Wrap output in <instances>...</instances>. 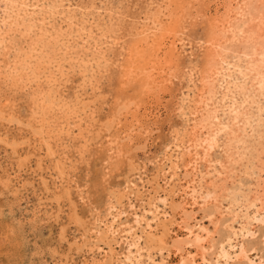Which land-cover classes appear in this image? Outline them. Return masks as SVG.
Segmentation results:
<instances>
[{
  "label": "rangeland",
  "instance_id": "1",
  "mask_svg": "<svg viewBox=\"0 0 264 264\" xmlns=\"http://www.w3.org/2000/svg\"><path fill=\"white\" fill-rule=\"evenodd\" d=\"M26 3V13L21 10L15 22L10 12L11 26L0 33V40L5 37L0 44V264H175L178 257L167 246L184 234L173 224L178 219L173 206L179 201L174 192L183 184L185 131L192 126L188 100L201 87L205 43L221 0ZM156 13L184 44L152 69L149 45H136L140 26ZM147 69L156 80L150 90L142 83ZM216 91L220 98L223 87ZM181 100L188 118L178 111ZM260 100L264 103L263 96ZM216 108L219 123L237 132L242 120L234 123L224 106ZM263 110L246 111L252 128L239 143L237 163L229 165L228 135L221 131L211 151L213 168L203 161L195 172L197 192L212 184L220 193L223 184L227 188L218 201L209 200V215L195 194L192 224L212 230L214 238L204 243L202 264H215L221 244L233 255L243 242L245 206L258 195L257 184L264 185ZM252 244L248 255L256 264L259 254L264 257V242L256 235ZM190 253L201 260L197 250ZM232 260L219 258V264H246Z\"/></svg>",
  "mask_w": 264,
  "mask_h": 264
},
{
  "label": "bare ground",
  "instance_id": "2",
  "mask_svg": "<svg viewBox=\"0 0 264 264\" xmlns=\"http://www.w3.org/2000/svg\"><path fill=\"white\" fill-rule=\"evenodd\" d=\"M17 1H19L21 3V5H23V6L20 7L19 6L20 4ZM26 1H28V0H26ZM26 1L25 0H14V1H12V0L11 1L10 0H0V11L2 10L4 15H5L4 18H2V15L0 14V33L4 30L3 29L1 31L3 26H6V25L8 27L11 26V24H10L11 22L10 23L8 22V19L10 18V16H12L10 14V12L12 14H14L15 22H16V20L18 21V19L20 17V11L21 10H23L26 13V9H24V6L28 8V4L26 3ZM45 2H47V1H45ZM7 3H9L10 5H8ZM1 6H2V8H1ZM34 7H36V5ZM93 7H95V6H93ZM65 8H67V7H65ZM54 11L56 12L57 10H54ZM71 11H70V13H71ZM7 13H9V14H7ZM71 17H72V15H71ZM159 17H160L159 13H156L153 17L151 16V18H146L147 22H144L142 27L140 26V28H141V31L139 32L140 37H138V39H137L138 44L136 45V47H141L142 43H147V45H149L150 50L147 53L149 54L148 60H150L151 62L150 61H148V62H150L152 69H156V66H160V64H162L163 60L166 61V60H168L169 57H172L173 53L175 54L174 50L178 48L179 44H181V45L184 44L183 39H178V40L175 39V36H177L176 35L177 33L176 34L174 32L172 33L170 29H168L166 26H164V24H162V22H160L158 20V19H160ZM36 18H37V16H36ZM12 22H13V20H12ZM40 22H41V20H40ZM251 23L254 25L253 28H251V25H252ZM23 24H25V23H23ZM32 24H34V23H32ZM15 26L16 25H14V27ZM27 27H29V26H27ZM59 28H60V26H59ZM44 30H46V29H44ZM44 30H43V32H44ZM29 31H30V28H29ZM209 32H210V38H208L206 43H205L206 56H205V64H204V68H203V74L201 72L202 77L199 80L201 87L198 90H196L197 93L195 94V97L191 98L190 101L188 100V102H190V104L192 105L191 109L189 108L190 111L188 114L189 117L191 116L190 120L192 121V126L191 127L189 126L190 127L189 130L185 131V141L183 142V145H182L183 146L182 147L183 148L182 149L183 150L182 158H183V169H184L183 173L184 174H183V177L180 180V182L182 181L183 184L180 185L181 188L179 190V193L174 192L175 196L178 195L179 201H178V203H176L173 206V208H174L173 210L176 211V216H178V219H176V222H174L173 224H176L177 227L181 231L184 232V234L182 236L176 234L171 239V242L167 246L168 248H170L172 253H174V255H176L178 257V261L175 264H202L205 261V252L207 251L205 246H204V243L207 241L209 243H211L212 242L211 240L214 239L210 236V232H209V231L212 232V230L208 231L204 227H200V226H196V224H192V221L194 220L195 214H196V211L193 210L195 207L194 204H195V194L196 193H198L197 195L202 199V203L200 205L201 206L200 210H202V212L206 213V215H209V213H210V212H206L207 211L206 207H208L207 203L209 202V200L211 199L213 201H218L220 199V198H218L220 192H217L218 189H216L214 184L211 185V186H213L212 187L213 189L211 188L210 190L208 189V190H204V191L201 190L200 192L196 191L193 182L196 179L195 178V176H196L195 172L198 171L199 163L206 161L208 163V166L213 168L214 164L212 163V160L210 157L211 151H213V149L218 145L217 144L218 143V136H219L218 134L221 131H225L226 135H228V137H226L227 138L226 141L224 142V147L227 149L228 152L230 151V153L228 154L229 155L228 161H230L229 165L232 166L233 164L237 163L235 161V158L239 157V153H238L239 152L238 148L240 146L239 143H243L242 138L244 137V134H245L244 132H246L247 129L252 128L251 124H250L251 123L250 116L249 115L247 116V114H246L249 112H246V111L248 108L254 107L260 113L264 107V103H262L260 100V97H262V96L264 97V0H221V5L217 8L216 14L214 15V18H213V21L210 24ZM40 35H42V34H40ZM93 35H94V33H93ZM1 36H2V34H1ZM70 39H71V37H70ZM2 40H0V44L3 45ZM14 43H13V45H14ZM94 50H95V48H94ZM134 54L136 55V53H134ZM146 68H149V67H146ZM150 69H147L146 72H143L144 73L143 74L144 75V78H143L144 82H142V83H144L143 87H145V89L147 88L146 90H148V89L150 90V88H152V84L154 85L153 81H156L155 79H151L153 74H152V70H150ZM234 73H237V75L240 76V80H235V78H234L235 74ZM48 80H50V79H48ZM164 82H165V80H164ZM192 82H193V79H192ZM193 85H195V83ZM217 85H220L221 87H223V94L221 95L220 98H218L216 96L217 95V91H216ZM193 88H195V86ZM229 94H231L230 97H229ZM192 95H193V93H192ZM187 96H189V95H187ZM182 97H184V96H182ZM238 97H240L239 101L237 99ZM226 101L228 102L227 105L224 104V102H226ZM183 103L184 102L182 101V104L178 105L179 106L178 111L183 115V117L188 118V115H186V113H185L186 110L184 109ZM218 103L220 104V106H222V107L224 106L226 108L227 113L230 115V118L234 123H236L237 120H239V119L242 120V126L239 127V129L237 130V132L239 131L241 133L235 132L234 130H232V128L227 129L228 126H226V125L224 126V125H221L219 123L220 118L218 117V108H216ZM244 106H247L248 108L244 109ZM65 116L66 115H64V118H65ZM257 122L259 125V122L262 123V120L261 121L258 120ZM236 125H238V124H236ZM214 126H217L216 128H218V129L213 128ZM248 131H250V130H248ZM248 143L250 144V142H248ZM172 145H173V143H172ZM243 147H245L244 144L241 147L244 150ZM242 149H240V150H242ZM263 152H264V149H263ZM244 154H245V152H244ZM243 157H245V156H243ZM239 161H241V160H239ZM176 162H177V160H176ZM161 163H162V161H161ZM218 164H219V162H218ZM223 164H224V162L222 163V165ZM208 166H206V168ZM223 166L225 167V165H223ZM249 167H251V166H249ZM226 169H228V168H226ZM252 169H253V167H252ZM262 169L264 171V161L262 163ZM214 171H216V170H214ZM230 171H231V168H230ZM249 171H251V170H249ZM164 173L165 174H162V175H163L164 179H167L166 172H164ZM262 179L264 180V178H262ZM166 183L169 184L168 179H167ZM260 183H261V181H260ZM260 183L257 184V186L260 187V191H259V193H257L258 195L256 197L254 196L255 197L254 202L251 201L252 203H250L249 206L246 204L247 206H245V209L243 208L244 209V213H243L244 223L242 224L241 228L239 229L240 230L239 234L241 236H243V242L240 243V245H238L237 252H236V254H233V255L230 253L229 249H225L224 246L221 244L219 247V250L217 252V259L214 261L215 264H219V258H223L226 262L228 260L230 261L233 258H236L237 261H238V259H240V261L241 260L245 261L246 264H253L254 263V260L250 259L249 255H248V252L251 249H253V248L255 249V246H254V244H252V242L256 239V235L259 236L261 242H264V185L261 186ZM250 185H252V184H250ZM220 189H221L220 195L222 196L224 194V192L227 190V188L223 184V186ZM248 189H250V188H248ZM133 190H135V189L133 188ZM186 196H189L192 201L189 202L188 200H186ZM232 198L234 201L236 200L235 195L234 196L232 195ZM219 202H217L218 205H219ZM256 202H258V203H256ZM231 203L234 205L236 203V201H235V203H233V202H231ZM255 203L258 206H255ZM109 205H111V204H109ZM252 208H253V210L249 211ZM107 209H109V208H107ZM214 210H217V209H214ZM240 212H242V211H240ZM116 214L117 213H115V215ZM211 214H214V212ZM234 217H236V216H234ZM232 220H233V218H232ZM234 221H235V219H234ZM219 222H220V220H219ZM252 223H256L257 227L251 228L250 226ZM218 225H219V223H217V227H218ZM110 228H112V227H110ZM111 231H113V230H111ZM213 231H214V229H213ZM216 231H217V228H216L215 232ZM93 232H94V230H93ZM114 233H115V231H114ZM110 235H112V234H110ZM93 241L95 242V239ZM160 241H161V239H160ZM226 241H228V238L226 239ZM214 244L212 243L211 248H212V246H214ZM217 245H218V243H217ZM190 248H193L199 252V256L201 259L199 262H196L193 255H191ZM98 249H100V248H98ZM98 249H97V251H99ZM215 250H216V248H215ZM99 253H101V252H99ZM262 256H263L262 254L261 255L259 254V259L257 260L256 264H261L262 262H264V257H262Z\"/></svg>",
  "mask_w": 264,
  "mask_h": 264
}]
</instances>
